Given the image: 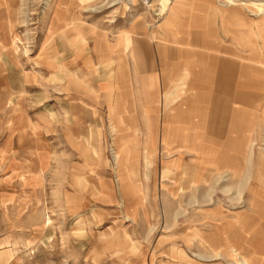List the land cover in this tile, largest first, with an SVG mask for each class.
I'll list each match as a JSON object with an SVG mask.
<instances>
[{
  "label": "rangeland",
  "instance_id": "1",
  "mask_svg": "<svg viewBox=\"0 0 264 264\" xmlns=\"http://www.w3.org/2000/svg\"><path fill=\"white\" fill-rule=\"evenodd\" d=\"M175 1L0 0V264H264V101L224 122L182 105L213 52L164 41ZM206 1L249 24L185 33L264 71V0Z\"/></svg>",
  "mask_w": 264,
  "mask_h": 264
},
{
  "label": "crops",
  "instance_id": "2",
  "mask_svg": "<svg viewBox=\"0 0 264 264\" xmlns=\"http://www.w3.org/2000/svg\"><path fill=\"white\" fill-rule=\"evenodd\" d=\"M224 15H231L227 22H224ZM218 19L221 20L219 21ZM225 23L234 27H244L249 24L243 15V10L241 11V9H234L229 6H218L215 1L209 2L206 0H194V2L189 4L188 7L187 1L176 0L166 14L162 25L164 30V32H162V38L164 41L177 45H195L202 43L205 47L210 46L208 48H211V51L214 54H202L201 57L203 58L201 59L204 60V64L196 67L189 66L192 73V76H190V87L191 90L196 91V93L194 92L195 94L186 98V100L182 103V105L187 108H198L201 112L200 118L206 122L207 120L212 121V119L224 122L227 120L226 118L230 116L231 111L234 113L237 112L240 116L243 115V117H245V113L248 114V110L251 107H260L258 101H264V89H261L264 87V79L254 73L251 74L252 76L247 77L248 71L260 72L262 70L242 65L237 69L235 62L228 55H224V57H222L223 55H220L221 50H214V45H218V43L214 40L224 42L222 39L224 37H220L217 34L212 37L210 35L196 32L185 33L187 29H198L211 26L224 29L227 28L225 27ZM137 44L138 48L134 51V54L136 53L137 56H139V54L145 55V48L143 46L144 41L142 42V40H139L137 41ZM139 45L141 47H139ZM171 51L170 55L173 58L176 53L173 50ZM194 55L199 57L200 53L194 52ZM180 63V60L173 61L171 63L172 66L171 64L169 65L172 67H170V71H177V67H180L181 65ZM157 93L158 92L156 90H153L150 95H147L146 100L156 101V97H158ZM180 106L181 105L179 104L178 107ZM209 106H211L212 109L211 117L207 114ZM223 108L227 111L228 116H226V118L225 115L221 114L223 112ZM217 110L220 114L219 117L216 116V114H218ZM71 117H74V115L72 114ZM164 119L166 121L164 125V140L168 138L169 141L176 143V147H181V144L184 141L183 138H181L182 134H180V129H176L174 126L173 128L169 127L172 126L168 125L172 118H170L167 114ZM219 134L224 135L223 132H218V135ZM229 141L230 140H227L223 145L217 144L220 152H222V155H227L230 151L234 150L235 145L232 144V142L229 143ZM207 145L213 146V144L209 141ZM229 158L225 159L226 166H235L238 164V161L234 159L230 160ZM262 160L264 161V157ZM260 164L263 165V168L258 167L255 177L256 180L264 184V162L260 161ZM260 247L262 246L259 245L258 248Z\"/></svg>",
  "mask_w": 264,
  "mask_h": 264
}]
</instances>
